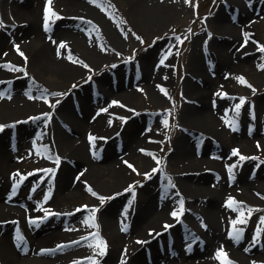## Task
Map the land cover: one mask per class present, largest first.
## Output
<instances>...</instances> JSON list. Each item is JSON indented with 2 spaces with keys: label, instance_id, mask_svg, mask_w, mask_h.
Instances as JSON below:
<instances>
[{
  "label": "rangeland",
  "instance_id": "374dc122",
  "mask_svg": "<svg viewBox=\"0 0 264 264\" xmlns=\"http://www.w3.org/2000/svg\"><path fill=\"white\" fill-rule=\"evenodd\" d=\"M95 1L98 4L100 3L105 14L112 17L119 26L121 35L118 37L121 44L118 47L112 45L113 47L108 48L106 55L97 63L86 64L83 67L85 69L83 73L68 79H62L53 72L35 67L31 60V53L28 50L19 51L12 48L14 45H18V49H22L23 45L29 43V41L25 44L24 42L21 43L19 38L13 35L9 36L13 28L22 27L26 24L27 19L25 17L18 19L15 10L29 4V1L0 0V25H2L0 26V34L4 32L3 34L8 35L0 45V52L5 53L11 49L18 51L17 56L9 60L8 65L11 70L7 74L8 76L5 77L6 80L0 78L5 83L4 87L0 88V98H11L13 95L11 87L16 85L17 80H26L28 82L25 85L26 87L16 90L21 91L20 93L27 99L39 100L47 104L45 108L47 110L36 111V113L29 115L19 114V118H17L19 120L17 121L21 123L27 122L32 117L39 118L37 126L27 130L28 138L25 144L15 141L18 137L16 135L18 129L15 127L16 119L0 123V126H2L0 132L7 125L10 126L0 136V138L6 136L5 145L8 148L5 150L6 157L9 160H13V158L14 160L16 158L21 159L20 166L22 168L10 185L0 184V192L4 191L6 193L10 189L8 193L18 198L20 202L22 196H27L33 201L47 202L54 195H57L59 174L63 173L66 166H68V164H62V160L65 158L61 155V153H65L66 147L60 145L57 147L59 151L52 153L48 145L41 143L40 140L31 145L30 139L36 136L37 131H40L42 126L51 124L55 120L57 107L67 96H70L73 101V111L76 115H79V112L82 111L79 110V105L75 100L76 92L80 89V91L89 92L90 96L96 95L98 88L96 84L100 76L104 79V82L109 85L112 84L115 91H119V89V92L133 90L135 93L133 94L134 98L131 99L132 104L126 102L123 97H119L118 102L115 103L112 109H109L103 115L100 113L101 115L99 114L94 119L97 122L105 121V125L98 128L97 132H90L86 128L81 130V139L83 138V141L88 140L89 145L96 138L101 141L100 143L105 144L101 145L99 150L91 151V155L102 158L107 152V145L114 151L121 153L117 150H119L120 145L122 147L124 140L123 134L121 136H118V134L120 130L124 132L129 129L132 130L134 127V132L142 133L148 138L147 142L153 146V149H147L145 146L136 149L135 153L139 156L146 152L150 153L146 164L137 163L134 156H128L124 160L121 167L126 170L124 179L126 188H123V190L114 191L108 195L107 193L110 191L105 192L103 190V192H99L97 190L98 192L93 191V195L85 193L78 196L66 206L46 204L31 213L36 228H42L38 230V234L41 235L40 240H42L39 248L49 254L65 252L71 244L87 243L84 246L86 256L72 255L56 264H106L104 260H106L112 245H117V249L122 255L118 260L107 261V263L124 264L123 261L127 259L132 248L131 243L129 241H116L99 231L101 210L106 205L108 207L113 206L115 202L111 201L115 200L119 194L125 193L122 202H116V208L120 209L121 204L126 199L130 214H134L138 208L139 199L146 198L143 193H146L148 186L151 190L160 193V196L166 191L171 193L175 199L180 196L182 190L175 184L174 179L176 174L181 175L177 173L176 168L172 165L170 156L176 150L175 144L180 134L182 132L189 134L188 128L185 127L188 124L183 122V112L206 108L194 95L201 88L206 89L204 91L208 92L207 96L209 99L211 98V101L223 102L220 111V126L223 125V130L221 131V137L218 136L217 138L201 125L197 126L199 128L190 126L195 136L193 144L195 148H202L203 142L206 145L207 142H210L217 147L223 144L225 145L226 154L234 157L235 160L230 167L229 162H223L222 160V166L225 170L221 173V176L218 169L207 166H204L202 170H194L191 173L198 175L202 172L213 174L215 177L220 176V179L232 188L234 187L235 190L238 187L242 188L239 186L238 176L245 175L248 171L251 181L258 180L261 185L264 184V179L261 178L262 174H258L264 171V67H262L264 66V0H173L177 5L172 7L173 9L162 23L153 28L137 24L132 17L130 5L122 0ZM66 3L67 0H50V4L47 0H37L35 5L40 16L38 19V25L42 31L40 36L48 38L51 34L53 35V25L69 18L76 21L77 28L83 36L86 35L91 40L100 43L101 41H99L94 27L89 24V20H86L87 14L81 12L77 16L67 15L63 6ZM46 5L50 8L47 30H45L44 19ZM242 10L247 14L242 16L240 14ZM53 13L55 15H52ZM222 14L227 18L230 17L231 21L240 29L241 26L246 27L242 31H238L239 28L235 31L239 40L243 38L244 43L249 41L248 46L246 44L241 45L244 48H241L240 54L239 52L236 53V50L239 49L236 40L231 38L224 40L218 37L221 34L217 32L215 22ZM110 17H107V19L110 20ZM2 29L4 30L2 31ZM222 37H226V35ZM213 39H219L221 44L219 48L210 50L213 57L207 60L210 55L207 54V49H209L210 42L212 43ZM194 48L200 50L201 56H204L202 59L195 60L193 58L192 51ZM140 59L146 60V67H150L149 80L144 78V68L146 67L145 64L142 65L139 62ZM227 60H234L237 65L229 67L224 64L225 62L228 63ZM200 68L204 69L208 75L205 82L197 74L198 71H201ZM238 78H243L244 83L240 82ZM153 82L158 85L153 87ZM190 85L194 86L196 90H189L190 87L188 86ZM209 99H207V102ZM87 100L89 99L85 101ZM102 105L92 104L88 107V111L82 112V116L87 118L91 114H96L97 110H101ZM237 105H239V109H237ZM61 125L65 127L66 132H71V129L65 123L62 122ZM239 129L243 137L239 136ZM69 134L72 139H76L78 136L73 131ZM111 136L116 137L115 140L109 142L108 138ZM47 140L50 143L54 142L53 136H48ZM234 150L237 153L235 155L233 154ZM193 151L197 155L198 150L193 149ZM33 154L42 159V166H39L40 163L33 160ZM212 157L221 161L224 155L221 151H213ZM241 157L245 159H241ZM45 161L46 163L49 162L50 165H45ZM68 161L72 164L74 170L71 175L74 174L78 178L75 171L78 173V170L82 168L81 165L74 164L73 160ZM96 161L95 164L102 163L101 159ZM181 173L186 177L191 176V174L186 175L187 171H181ZM36 174H38L37 177L41 181L50 179L49 183L53 188L51 190L49 187L50 194L38 191L36 186L33 185L34 180L33 182L28 181L26 186L23 187V183L27 182L28 176ZM215 179L217 178L207 179L205 185H203L210 191L215 190L214 188L220 185V182H215ZM73 181L76 182L77 179L74 178ZM254 186L258 187L259 185L254 184ZM230 200L233 202L232 206L235 205L236 209H234L233 214L220 219L221 228L228 234H226L227 237L230 236L233 240L238 233L240 238L244 242L246 241V244H251L250 247L258 246L255 251L254 264H264V222H262V218H264V201L248 200L240 197L238 202L234 203L235 200L231 193L218 196V203L226 207H230L228 203ZM21 204L25 206L24 203L21 202ZM178 204L182 213L186 206V200L183 199ZM76 213H79V215L74 216ZM174 213V220H179L181 214L177 210ZM6 222L10 224L7 229L9 232L10 226L14 224L10 233L11 244L30 248L31 243L25 241L24 234L18 231L17 219L12 217L3 223ZM173 223H168V221L163 223L161 228L156 229V232L165 231ZM204 224L203 221L200 222L201 226H204ZM51 234H54V238L49 241L48 237L52 236ZM193 236L195 237L191 243L194 246L203 244L197 233L190 234L189 239ZM168 243L166 246L163 239L157 240V244L163 246V250L171 254L173 247ZM186 245L191 246L192 244L187 242V244H183V247ZM219 247H221L224 254L229 255L230 252H226V247L221 245ZM188 249L189 247L185 251H188ZM102 251L103 254H101ZM219 252H217L216 257H218ZM147 258L149 262V257ZM221 258L222 256L217 260L219 261ZM223 260L222 258L221 262ZM149 263L151 264V262Z\"/></svg>",
  "mask_w": 264,
  "mask_h": 264
},
{
  "label": "bare ground",
  "instance_id": "6f19581e",
  "mask_svg": "<svg viewBox=\"0 0 264 264\" xmlns=\"http://www.w3.org/2000/svg\"><path fill=\"white\" fill-rule=\"evenodd\" d=\"M28 1L29 4L18 7L17 10H15V15H17L18 19L20 17H25L27 19L26 24L22 27L13 28L9 36L13 35L19 38L20 42H24V44L29 41L28 45L25 44L21 47L22 49H18V45H14L12 48L19 51L28 50L31 53L32 62L35 64V67L40 70L50 71L55 73L59 78L68 79L83 73L85 70L83 67L86 64L97 63L98 60L103 59L107 53V49L112 45L118 47V45L120 46L121 44V40L118 37L121 35L118 28L119 26L112 17L105 14L102 10L103 7L95 0H92L94 4L90 2V0H67V3L63 6L65 8V13L69 16H77L79 13L85 12L87 14L86 20H89V24L94 27L99 41H101L100 43H97L96 40H91V38L86 35L83 36L81 31L77 28L76 21L69 18L59 23L56 22L55 25H53V35L51 34L48 38L41 37L40 34L42 31L38 25L40 16L37 11V6L35 5L37 0ZM102 1L109 2V0ZM122 1L130 5L132 17L137 24L146 27L150 26L151 28L162 23L165 17L168 16V13L173 9L172 7L177 5L173 0ZM240 14L244 16L247 13L242 10ZM106 16L111 19L108 20ZM217 19L215 28L217 32L221 34L218 36L219 39L228 40L231 38L236 40L240 49V51L237 49L236 53L239 52L240 54L241 48H244V46L241 45L246 44V46H248L249 41L244 43L243 38L239 40L235 31L237 28H239L238 31H242V29L246 27L241 26L242 28L240 29L239 26L231 21L230 17L227 18L224 14L220 15ZM3 30L4 29H2V31ZM3 33L0 34V45L5 41V37L8 36ZM223 35H226V37H222ZM219 39H213V44L210 42L209 49H207V54L209 53L210 55L207 60L213 57L210 50H215L220 47L221 43ZM61 45L64 46L61 47ZM14 50L11 49L5 53L0 52V78L5 79V77L8 76L7 74L11 70V67L8 65L9 60L17 56L18 52ZM192 54L195 60L204 57L201 56L198 48H194ZM227 61L228 63L225 62L224 64H227L229 67L237 65L234 60ZM139 62L142 63V65L145 64L146 67V60L140 59ZM149 69V66L144 68V78L147 80L150 79V75H148ZM200 70L203 72L198 71L197 74H199L198 76L205 82L208 79V75L204 69L200 68ZM151 78L153 77L151 76ZM3 79H0V81H2L0 82V88L4 87L5 83ZM97 81L96 85L98 88L96 95L90 96L89 92L84 90L80 91V89L76 92L75 100L79 105V110L82 112L85 113L88 111V107L92 104H97L98 106L103 104L100 112L103 115L109 109L113 108L115 103L118 102L119 97H123L126 102L132 104L131 99L134 98L133 94L135 91L124 90L123 92H119L120 89L119 91H115L112 84L109 85L104 82L101 76ZM27 83L26 80H17L16 85L11 87L12 97L9 99L0 98V123H4L6 120L12 121L16 119L17 121L21 113L29 115L34 112L36 113V111L47 110L45 109L47 104H44V102L27 99L20 93L21 91L18 92L25 88ZM154 85L157 86L158 84L153 82V87ZM119 87L121 88V86ZM188 87H190L189 90H196L192 85ZM204 90L206 89L201 88L196 91L197 93H194V95L202 106L206 108L203 110L183 112V122L188 124L185 127L188 128L189 134L183 132L180 134L175 144L176 150L170 156L172 165L176 168L177 173L181 175L179 176L176 174V178L174 179L175 184L182 190L180 196L176 198L177 200L168 191L163 192L160 196V193L158 194L157 191L151 190L148 186L146 188L147 190L145 189L146 193H143L146 195V198L142 200L139 199L138 208L135 210L134 214H130L126 199L121 204L120 209L116 208V202L120 201L119 203H121L125 193L119 194L115 200L111 201L115 202L113 206L108 207V205H106L104 209L101 210L99 231L106 236L112 237L116 241H129L131 243L132 248L129 251L127 259L123 261L124 264H150L149 262H151V264H222L221 259H225V257L222 256V258L219 259L220 262L217 260L218 257H216L217 252L222 251L221 247H219L220 245L227 248L226 252H230L229 255H226V259L231 261V264L255 263V251L258 246L250 247L251 244H246V241L244 242L241 238L238 240L234 238L233 240L232 237H227L228 234L221 228L219 223L220 219H224L226 216L233 214L236 206L226 207L218 203V196L231 193L235 200L234 203H237L240 197H244L248 200L264 201V184L261 185L258 180L251 181L248 171H246L245 175H239L237 178V180L240 181L239 186L242 188L238 187V189L234 190V187L232 188L228 183L219 178L221 173L225 170L222 166V160L223 162H229V167L235 160L234 157L226 154L225 145L220 144L221 146L217 147L207 142V146L203 142L202 148H195L193 144L195 136L191 127L199 128L197 126L201 125L217 138L218 136L221 137V131L223 130V125L220 126V111L223 102L211 101V98L209 99L207 96L208 92ZM86 99L89 100L85 101ZM207 99H209L208 102ZM72 104L73 101L71 97H65L57 107L55 120L51 124L42 126L41 130L37 131L38 137L36 140H40L41 143L48 145L52 153L58 152L59 150L57 147L60 145H65L66 147L65 153H61V155L65 158L62 160V164H68V166H66V170L63 173H60L61 175L59 174V181L57 180L59 187L57 195H54L53 198L47 202L33 201L29 197L27 198V196H22L21 202L25 204L24 206L18 198L8 194L10 189L7 193H0V222L2 223H0V264H56L72 255L81 257L86 256L84 246H86L87 243L82 244V242L71 244L67 247L65 252H57L56 254H49L39 248V244L42 240H40L41 235L38 234V230L42 228H36L31 213L46 204L66 206L72 200L85 193L93 195V191L96 192L99 190V192H103V190H105V192L110 191L107 193L108 195L114 191L123 190V188H126L124 180L126 170L121 167L124 160L128 158V156H134L137 163L146 164L148 161L150 156L149 152L141 156L136 155L135 152L137 148H141L142 146L147 147V149H153V146L147 142L148 138L142 133L134 132L135 127L132 128V130L129 129L124 132L120 130L118 136L123 134L124 140L121 153L114 151L107 145V152L102 158L91 155V151L96 149L99 150V147L105 144L100 143L101 141H98V138H96L91 145H89L88 140L85 139L83 141V138L81 139V130L86 128L90 130V132H97L98 128H102L105 125V121L97 122L93 121V119L89 120L85 116L76 115L73 111ZM38 119L39 118L32 117L25 123H21L20 121L15 123L16 129H18V137L16 139L19 143L25 144L27 142V130L33 126H37ZM62 122L69 126L71 132L77 133L78 139L70 138L69 133L71 132L68 133L65 131V127L61 125ZM8 128H10L9 125L1 130L0 136ZM48 136H53V143L47 140ZM239 136L243 137L240 129ZM115 137H109L108 141L112 142L115 140ZM5 142L6 136H2V138H0V184L7 186L17 177V173L22 170V168L20 166V159L9 160V158L6 157L5 150L8 148ZM193 149L198 150L197 155L194 154ZM213 151H221L224 155L223 159H221V161L213 159ZM33 156V160L36 161V163H40L39 166H42V159L35 156V154H33ZM100 159L102 163L95 164L97 162L96 160L100 161ZM68 160H73L74 164L81 165L82 168L78 170L79 172L76 173L75 171V174H78V178L74 174L71 175L74 170L72 164ZM44 164L50 165L49 162L46 163V161ZM204 166L218 169L220 171V176L215 177L213 174H205L202 172L198 175L191 173L194 170H202ZM181 171H187L186 175L191 174V176L186 177L182 175ZM258 174H262L261 178L264 179V171ZM37 176L38 174L28 176V180L23 183V187L26 186L28 181L33 182L34 180L33 185L36 186L38 191H44L50 194L51 191L49 187L53 190L49 183L50 179H48V181L45 179L41 181ZM71 177L73 178L71 179ZM74 178L77 179L76 182L73 181ZM211 178H217L215 182H220V185L212 191L204 186L205 181ZM254 184H258L259 186L256 187ZM96 198L93 199L95 200ZM183 199L186 200V206L181 213L178 202ZM176 210L181 214L180 219L177 221L174 220L175 217H173V213ZM78 215L79 213H76L74 216ZM12 217L17 219L16 223L19 226L18 231L24 234L25 241L31 243L30 248L27 249L22 246L11 244L12 240L10 233L14 224L10 226L9 232L7 229L10 224L8 222H3ZM167 221L168 223H174L165 231L157 233L156 229H159V227L161 228V225ZM201 221L205 223L204 226L200 225ZM194 233L198 234V238L203 244L194 246L193 243H191L195 236L189 239V235ZM51 235L52 236L48 237L49 241L54 238V234ZM158 239H163L166 246L169 242L168 245L173 247L171 254L163 250V246L157 244ZM187 242L192 245L183 247V244H187ZM188 247V251H185ZM121 255L122 254L117 249V245H112L104 261L108 264L107 261L118 260Z\"/></svg>",
  "mask_w": 264,
  "mask_h": 264
},
{
  "label": "snow or ice",
  "instance_id": "6c2138e0",
  "mask_svg": "<svg viewBox=\"0 0 264 264\" xmlns=\"http://www.w3.org/2000/svg\"><path fill=\"white\" fill-rule=\"evenodd\" d=\"M47 2H48V4H50V0H47ZM90 2H92V0H90ZM49 13H50V8L46 5V7H45V17H44V19H45V30H47ZM52 15H55V14L53 13ZM0 26H2V25H0ZM63 46L64 45H61V47H63ZM262 67H264V66H262ZM238 79L240 80V82L244 83L243 78H238ZM241 103H243V101H241ZM237 109H239V105H237ZM0 127H2V126H0ZM233 154L234 155L237 154L235 152V150H234V153ZM241 159H245V158L244 157H241ZM228 203H229V206H232V203L233 202L230 200ZM173 215H175V213H173ZM262 222H264V218H262ZM235 238L237 240L240 238V236H239L238 233L236 234ZM101 254H103V251L101 252ZM221 256H224L225 257V259L222 261V264H231V261H228L226 259V254H224L222 251L218 253V258L221 257Z\"/></svg>",
  "mask_w": 264,
  "mask_h": 264
}]
</instances>
